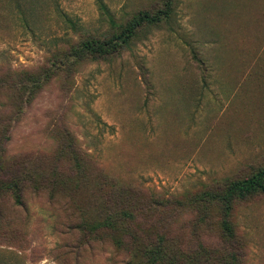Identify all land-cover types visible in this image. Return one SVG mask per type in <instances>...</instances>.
Segmentation results:
<instances>
[{
	"label": "rangeland",
	"instance_id": "374dc122",
	"mask_svg": "<svg viewBox=\"0 0 264 264\" xmlns=\"http://www.w3.org/2000/svg\"><path fill=\"white\" fill-rule=\"evenodd\" d=\"M0 146L23 181L21 202L0 186V264H126L161 238L264 264V192L232 240L192 202L264 166V0H0Z\"/></svg>",
	"mask_w": 264,
	"mask_h": 264
},
{
	"label": "trees",
	"instance_id": "16d2710c",
	"mask_svg": "<svg viewBox=\"0 0 264 264\" xmlns=\"http://www.w3.org/2000/svg\"><path fill=\"white\" fill-rule=\"evenodd\" d=\"M148 12L141 11L138 15L134 16L131 20L132 27L130 31L126 34V37L133 35V28L140 27L146 21H152V18L147 17ZM126 37H122L121 41L115 40H105L97 41L94 43L95 50L100 54H110L115 52L118 48L125 43ZM121 38L120 36L117 39ZM16 84V90H21L23 92L27 90H33L39 84L38 77H34L32 74L24 77L23 79H18ZM3 148L0 146V186L12 189V193L16 198H19L21 202L22 198V184L23 181L20 177L13 175L10 178L9 172L13 174L14 162H6L3 159ZM10 173V174H11ZM40 175L39 172H35ZM32 176L31 173H27V178ZM12 177V176H11ZM40 178H43L40 175ZM22 183V184H21ZM264 192V166L258 168L249 176L244 178L227 179L224 183H221L209 190H204L201 194L196 195L192 200L200 205H203V209L211 206H219L223 211V219L221 221V226L225 234V238L232 240L235 238V231L230 223V213L233 207V203L236 200H241L248 198L251 195ZM110 206H119L123 201V197L119 194L111 193L108 197ZM126 217H128L124 212L117 215L114 219L110 216L106 217L100 225L103 228H109V230H116L121 225L124 224ZM123 223V224H122ZM128 229L129 226H125ZM142 253H131V258L126 264H238L236 253L233 252H220L216 250H208L203 246L194 253L191 257L190 254H185L180 249H170L167 246L165 238H161L159 243L153 247H145V249H139Z\"/></svg>",
	"mask_w": 264,
	"mask_h": 264
}]
</instances>
